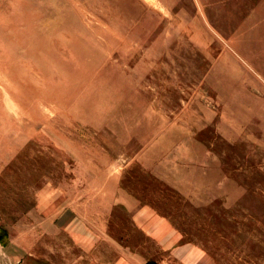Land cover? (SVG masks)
<instances>
[{
  "label": "rangeland",
  "instance_id": "1",
  "mask_svg": "<svg viewBox=\"0 0 264 264\" xmlns=\"http://www.w3.org/2000/svg\"><path fill=\"white\" fill-rule=\"evenodd\" d=\"M76 234L264 264V0H0V264Z\"/></svg>",
  "mask_w": 264,
  "mask_h": 264
},
{
  "label": "crops",
  "instance_id": "2",
  "mask_svg": "<svg viewBox=\"0 0 264 264\" xmlns=\"http://www.w3.org/2000/svg\"><path fill=\"white\" fill-rule=\"evenodd\" d=\"M83 232L79 231V234H82ZM79 234L75 237V240L77 242H79V244H82V248L83 250L80 252L81 254V260L83 261V264H99V260H104L107 256L106 253V248H107V242L105 240V238H101L98 240V243L96 245H98V247L94 246V247H90V244H88V242L86 241V239L84 237H80ZM102 241V242H101ZM79 254V255H80ZM120 253H116L114 254V258L116 259V261H124L126 264H145L146 262L140 257L138 256V258H135L134 255L131 254H122V256L119 255ZM2 260V258H1ZM70 263V261H69Z\"/></svg>",
  "mask_w": 264,
  "mask_h": 264
}]
</instances>
